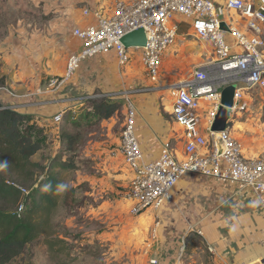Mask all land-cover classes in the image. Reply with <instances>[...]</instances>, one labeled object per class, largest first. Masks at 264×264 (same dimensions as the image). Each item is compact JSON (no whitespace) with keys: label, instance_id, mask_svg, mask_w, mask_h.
I'll return each instance as SVG.
<instances>
[{"label":"built area","instance_id":"1","mask_svg":"<svg viewBox=\"0 0 264 264\" xmlns=\"http://www.w3.org/2000/svg\"><path fill=\"white\" fill-rule=\"evenodd\" d=\"M92 12V23L72 30L82 47L69 55L63 76L54 81L57 86L69 82L84 60L97 55L113 52L119 66L126 67L133 49L140 50L143 66L155 79L164 53L177 41L180 22H189L192 34L208 41L214 54L210 62L168 87L173 118L184 131L183 159L166 141L156 158L145 160L135 131L136 109L128 93L120 152L130 172L126 198L131 214L159 210L186 173L250 187L264 205V158L246 157L242 141L232 133L237 115L249 112L251 92L264 89V0H119L111 14L96 8ZM138 29L144 30L146 44L127 48L123 37ZM229 86H234V96L227 126L213 131L222 93ZM62 119L63 113L52 117L57 123ZM219 142L224 145L222 153ZM150 263L159 264L157 259ZM259 264H264V256Z\"/></svg>","mask_w":264,"mask_h":264},{"label":"crops","instance_id":"2","mask_svg":"<svg viewBox=\"0 0 264 264\" xmlns=\"http://www.w3.org/2000/svg\"><path fill=\"white\" fill-rule=\"evenodd\" d=\"M117 1L47 0L44 10L50 13L40 24L27 28L23 21L16 32L0 40V77L5 78V85L0 87L2 100L36 120L52 121L54 115L67 108L75 112L99 91L121 94L125 99L132 92L129 98L136 109L135 131L145 160L156 158L166 141L172 142L177 157L183 159L184 131L173 118L170 95L161 108L154 94L145 93L141 87L127 89L123 77L131 66L120 67L115 53L84 60L69 82L63 86L54 84L63 76L69 55L82 47L73 38V28L94 21L90 9L93 4L99 3L105 7L104 14H111ZM86 10H90L89 14L84 13ZM250 102L252 105L254 98ZM53 110L57 113L49 114ZM242 117L236 120L233 135L237 126L245 124ZM262 137L264 141V131ZM242 143L246 157L264 158V143ZM260 199L250 187L186 173L159 210L143 214L159 220V241L153 248V259L159 264H182L191 240L188 235L202 236L201 231L221 264H259L264 256V205Z\"/></svg>","mask_w":264,"mask_h":264},{"label":"rangeland","instance_id":"3","mask_svg":"<svg viewBox=\"0 0 264 264\" xmlns=\"http://www.w3.org/2000/svg\"><path fill=\"white\" fill-rule=\"evenodd\" d=\"M46 1L0 0V40L16 32L23 21L27 28L40 24L46 13H50L44 10ZM98 5L93 4L90 9L105 10ZM190 27L189 22H180L177 41L164 53L155 79L143 66L140 50L130 51L132 59L126 67L131 66V70L123 77L126 88L141 87L145 93L154 94L162 108L169 100L168 87L186 79L196 67L214 57L209 42L198 39ZM257 90L259 88L250 94L254 103L249 112L236 117L238 121L243 116L245 124L236 127L235 136L246 142L244 144L260 146L264 143V89ZM132 94L129 92V97H133ZM104 97H113L120 104L109 119L83 120L91 109L88 102L75 112L67 108L61 122L36 120L31 115L22 124V130L41 143V150L32 160L44 164L55 159L70 160L75 164L74 169L61 172L65 181L75 188V193L74 202L61 203L53 215L50 239L56 240V246L49 248L43 236L28 245L10 264H151L153 248L159 241V220L144 213L133 216L126 198L130 172L120 152V140L128 102L121 94L100 91L90 99ZM62 132L76 137L72 150L62 141ZM190 234L182 264H221L202 236Z\"/></svg>","mask_w":264,"mask_h":264},{"label":"trees","instance_id":"4","mask_svg":"<svg viewBox=\"0 0 264 264\" xmlns=\"http://www.w3.org/2000/svg\"><path fill=\"white\" fill-rule=\"evenodd\" d=\"M4 85L5 78L0 77V87ZM88 102L91 109L85 118L82 116L83 120L109 119L120 108L113 97ZM55 113L57 110L49 114ZM28 116L31 115L16 111L5 101L0 106V264L12 263L28 245L43 236L53 249L56 246V240L50 239L53 215L61 203L74 202L75 188L61 172L74 169L75 164L70 160L55 159L47 164L32 160L41 150V143L22 130ZM75 140L74 135L62 132V141L69 150L74 148Z\"/></svg>","mask_w":264,"mask_h":264},{"label":"water","instance_id":"5","mask_svg":"<svg viewBox=\"0 0 264 264\" xmlns=\"http://www.w3.org/2000/svg\"><path fill=\"white\" fill-rule=\"evenodd\" d=\"M221 27L225 31L229 30L225 25V23H222ZM122 41L127 48H132L135 46H144L146 44V35L143 29H138L136 31H133L125 35ZM233 96H234V87L229 86L226 89H224L222 93V101H221L222 106L212 126L213 131L225 130L227 126V121L230 116L229 108L233 104ZM223 151H224V145L222 142H219V153H222Z\"/></svg>","mask_w":264,"mask_h":264}]
</instances>
